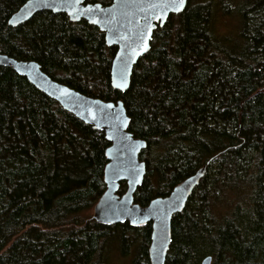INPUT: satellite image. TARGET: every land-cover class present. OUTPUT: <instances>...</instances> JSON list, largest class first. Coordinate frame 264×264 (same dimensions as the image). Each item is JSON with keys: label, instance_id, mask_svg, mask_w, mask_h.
Returning a JSON list of instances; mask_svg holds the SVG:
<instances>
[{"label": "trees", "instance_id": "obj_1", "mask_svg": "<svg viewBox=\"0 0 264 264\" xmlns=\"http://www.w3.org/2000/svg\"><path fill=\"white\" fill-rule=\"evenodd\" d=\"M25 1L0 0V52L37 60L89 96L124 101L129 130L147 141L136 202L166 196L210 161L173 217L166 264L206 256L264 264V0H189L155 30L125 92L111 85L117 47L103 31L50 10L10 25ZM222 6L236 31H219ZM109 145L102 130L0 66V264H112L114 250L127 255L131 245L132 264H150V223L108 225L93 213Z\"/></svg>", "mask_w": 264, "mask_h": 264}, {"label": "water", "instance_id": "obj_2", "mask_svg": "<svg viewBox=\"0 0 264 264\" xmlns=\"http://www.w3.org/2000/svg\"><path fill=\"white\" fill-rule=\"evenodd\" d=\"M49 2L54 3L59 10L35 3L30 4L29 0H26L11 15L9 21L12 23L9 24L18 26L31 19L36 13L50 10L54 13H66L72 21L85 19L97 26L105 33L107 45L117 47L112 59L111 85L121 92L129 89L135 65L151 49L155 30L158 26H163L172 14H179L170 12L163 23L153 20L152 24L155 26L148 41V50L134 56L133 50L139 51L140 34L145 26V18L152 13L148 4L153 0H112L107 5L101 2H86V0H82L80 5L75 4L74 0H63V2L49 0ZM96 4L100 5V9H93V13L88 15L83 13L84 8ZM187 5L188 0L186 7ZM96 20L99 23L93 22ZM125 61H127L128 86L120 89L115 87V84L121 82L120 74L124 71ZM0 66L12 67L38 89L56 100L65 110L105 133L106 139L110 142L105 151L108 159L104 170L105 190L94 206V215L99 222L108 225L128 222L131 226L139 227L150 223L152 226L148 249L150 264H166L172 242L173 217L187 205L201 178L206 174L210 161L194 174L177 183L166 196H157L147 205H141L135 201V192L142 185L147 174V162L141 158L142 151L147 147V141L136 137L129 130L131 117L122 99L107 101L84 94L54 79L43 70L37 60L18 59L0 52ZM108 105L112 107L109 108ZM125 121L127 126H124ZM123 181L126 182L127 188L120 194L119 189ZM153 201L157 203L154 204ZM109 220L112 222L109 223ZM133 220L138 223H132ZM211 262L212 257L206 256L202 264H211Z\"/></svg>", "mask_w": 264, "mask_h": 264}, {"label": "snow or ice", "instance_id": "obj_3", "mask_svg": "<svg viewBox=\"0 0 264 264\" xmlns=\"http://www.w3.org/2000/svg\"><path fill=\"white\" fill-rule=\"evenodd\" d=\"M63 2V0H62ZM75 4L80 5L82 3V0H74ZM30 4L35 3L36 5L40 6H47L50 9L53 10H59L55 7L54 3L49 2V0H29ZM187 4V0H153V2L148 4V8L152 10V13L150 16L145 18V26L140 34V41H139V51L137 52L135 49L133 50V55H140L143 52L148 50L149 44L148 41L151 38V31L152 28L155 26L152 24L153 20L160 21L163 23V21L167 18L168 14L170 12L174 13H180L183 10H185ZM93 9H100V5H89L87 8L83 9V13L85 15L93 13ZM94 23H99L98 20L93 21ZM9 23H12V21H9ZM125 68L124 71L120 74V83L115 84V87L124 89L128 86V71H127V61L124 62ZM109 108L112 107V105H108ZM124 126H127V121L124 122ZM131 138V137H129ZM153 203H157L156 201H153ZM111 223L112 221H108ZM132 223L136 224L137 221L133 220Z\"/></svg>", "mask_w": 264, "mask_h": 264}, {"label": "rangeland", "instance_id": "obj_4", "mask_svg": "<svg viewBox=\"0 0 264 264\" xmlns=\"http://www.w3.org/2000/svg\"><path fill=\"white\" fill-rule=\"evenodd\" d=\"M235 2L236 1H240V0H234ZM230 4V3H229ZM232 4V3H231ZM235 4V3H234ZM234 9V8H233ZM232 9H226L225 6H222L219 10V13H218V17H217V27L219 29V31H221L222 33L228 29V30H232L233 31H236L237 27L234 28V22H236V17L233 16V10L231 11ZM227 11V12H226ZM225 13V14H223ZM93 213H94V208H93ZM131 237H133V235H130ZM119 248V247H118ZM116 248L114 250V254H113V263L112 264H132V259H133V256L135 254V247H132V245L130 246V250L128 252L127 255H124L120 248L118 249Z\"/></svg>", "mask_w": 264, "mask_h": 264}, {"label": "flooded vegetation", "instance_id": "obj_5", "mask_svg": "<svg viewBox=\"0 0 264 264\" xmlns=\"http://www.w3.org/2000/svg\"><path fill=\"white\" fill-rule=\"evenodd\" d=\"M188 3H189V0H188ZM103 4V3H102Z\"/></svg>", "mask_w": 264, "mask_h": 264}]
</instances>
